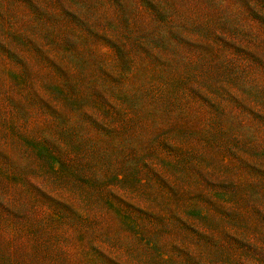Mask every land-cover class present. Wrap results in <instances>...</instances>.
Segmentation results:
<instances>
[{"label": "rangeland", "instance_id": "374dc122", "mask_svg": "<svg viewBox=\"0 0 264 264\" xmlns=\"http://www.w3.org/2000/svg\"><path fill=\"white\" fill-rule=\"evenodd\" d=\"M0 264H264V0H0Z\"/></svg>", "mask_w": 264, "mask_h": 264}]
</instances>
